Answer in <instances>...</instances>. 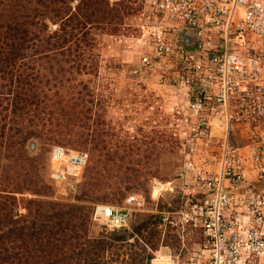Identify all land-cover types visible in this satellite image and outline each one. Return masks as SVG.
<instances>
[{"label":"rangeland","instance_id":"374dc122","mask_svg":"<svg viewBox=\"0 0 264 264\" xmlns=\"http://www.w3.org/2000/svg\"><path fill=\"white\" fill-rule=\"evenodd\" d=\"M18 2L22 1L0 0L6 22L16 15ZM102 2L103 12H96L87 26L86 43L73 40L55 58L29 53L24 63L30 69L23 68L11 84L26 96L0 94V191L7 186L13 191L18 225L23 222L20 216L33 220L38 202L54 204V213L71 209L89 216L97 204L123 208L128 195L144 197V207L134 208L124 231L105 233L86 218L84 251L58 264H86L85 257L100 249L97 264H150L161 246L185 259L196 248L197 234L185 232L179 252L181 243L173 241L172 233L162 238L154 213L168 208L174 198L165 195L158 203L151 199L154 182L173 180L178 173L177 125L186 112L183 96L166 76L135 77L127 72V64L136 61L122 45L135 35L141 0ZM22 4L21 12L29 11L35 1ZM37 6L44 23L51 30L58 28L46 9ZM41 35L48 36L45 31ZM115 38L122 43H114ZM36 46L35 51L43 50ZM7 80L0 81V93L7 89L1 87H8ZM54 146L89 155L81 174L60 187L49 177V151ZM73 217L64 219L79 224Z\"/></svg>","mask_w":264,"mask_h":264},{"label":"built area","instance_id":"2783aa9c","mask_svg":"<svg viewBox=\"0 0 264 264\" xmlns=\"http://www.w3.org/2000/svg\"><path fill=\"white\" fill-rule=\"evenodd\" d=\"M134 29L122 45L136 61L127 72L168 77L186 110L177 125L178 173L152 185L156 203L175 200L154 212L156 226L163 239L173 234L181 253L184 233L198 236L185 259L161 246L150 264H264V0H141ZM88 160L52 147V183L80 175ZM145 203L132 194L123 208L97 204L90 220L118 233Z\"/></svg>","mask_w":264,"mask_h":264},{"label":"trees","instance_id":"16d2710c","mask_svg":"<svg viewBox=\"0 0 264 264\" xmlns=\"http://www.w3.org/2000/svg\"><path fill=\"white\" fill-rule=\"evenodd\" d=\"M20 1L22 2L15 3L18 11L16 15H12V20L6 22L5 16L0 14V81L7 78L10 80H7L8 87L1 84L3 89H7L0 94H12L14 99L16 96H26L23 91L18 94L12 90L11 84L14 82L13 77L18 76L23 68L30 69L24 63L29 53L32 52V56L55 58L58 50L61 51L73 40L81 39V42L86 43L90 35V28L87 26L92 23L96 12H103L102 0H80L81 5L74 8L72 3L77 0H34V8L23 12L20 10L23 0ZM37 5L46 9L45 13L54 21L53 24L59 23L58 28L51 30L44 23L41 18L43 14H39ZM44 31L48 36L41 35ZM43 38V41L40 40ZM36 43L42 47L41 52L35 51ZM7 187L0 191L3 193L0 194V264H58L62 259L78 257L84 251L87 241L84 223L87 222L86 218L90 220L92 210L89 216H84L80 210L71 209L64 213H54L51 207L54 204L38 202L34 203L33 220L27 222V217L20 216L23 222L18 225L17 219H14L17 213L16 200L10 194L13 191H7ZM72 214L79 224L74 225L64 219ZM100 251L103 249L95 250L91 258L89 255L85 257L86 264L90 261L91 264H97Z\"/></svg>","mask_w":264,"mask_h":264}]
</instances>
